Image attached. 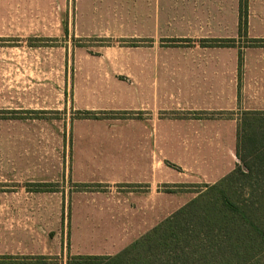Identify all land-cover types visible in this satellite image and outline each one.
<instances>
[{"label": "crops", "instance_id": "obj_1", "mask_svg": "<svg viewBox=\"0 0 264 264\" xmlns=\"http://www.w3.org/2000/svg\"><path fill=\"white\" fill-rule=\"evenodd\" d=\"M19 14L6 21L15 35L63 37V53L38 56L71 63L46 87L47 105L28 108L71 106L97 118H63L55 129L43 120L31 134L23 130L22 139L56 144L17 150L3 166L19 185L0 193V264L91 255L73 251L75 238L92 255H114L196 196L167 188L212 185L240 164L241 120L264 113V43L250 42L264 40V0H247L243 35L239 0H31ZM72 39L103 45L72 50ZM62 181L58 192L26 186ZM82 203L92 207L80 217ZM67 204L69 224L57 230L55 207Z\"/></svg>", "mask_w": 264, "mask_h": 264}, {"label": "trees", "instance_id": "obj_2", "mask_svg": "<svg viewBox=\"0 0 264 264\" xmlns=\"http://www.w3.org/2000/svg\"><path fill=\"white\" fill-rule=\"evenodd\" d=\"M246 17L247 0H239V35L245 34ZM207 42L224 46L233 40ZM246 114L236 148L240 164L232 172L201 185L194 198L118 253L72 255L66 264H264V113Z\"/></svg>", "mask_w": 264, "mask_h": 264}, {"label": "rangeland", "instance_id": "obj_3", "mask_svg": "<svg viewBox=\"0 0 264 264\" xmlns=\"http://www.w3.org/2000/svg\"><path fill=\"white\" fill-rule=\"evenodd\" d=\"M31 3V0H0V25L2 31L7 33L6 36H0V193L5 192V187L17 186L15 174H6V170L3 169L5 162L15 161V153L17 150H54L55 144L51 138L40 139L37 135L35 138L27 136L26 139H22L21 136L26 132L31 134V128L34 126L38 128L39 121L45 120L49 124L50 129L55 127L61 122L63 118H82L79 111L72 110L71 106L69 110H47L36 109L37 111H31L28 108L31 104H38L39 106L47 105L48 99L52 96L46 87L55 85V82L62 76V66L71 67V63L57 62L55 60H49L45 56H38V54L44 55L45 53H63L64 38H33V37H19L15 35L16 31H11L16 26L14 23L6 22L8 19L22 15V9H26L27 4ZM28 11V10H27ZM5 20V21H3ZM71 49L75 47H95L103 45L101 41H95L91 39L82 40H70ZM56 48V49H53ZM62 48L61 50H59ZM56 79V80H55ZM40 86V94H34L33 87ZM40 101V102H39ZM34 120V122L32 121ZM23 130L25 132H23ZM12 156V157H11ZM240 163V161H239ZM245 183V181H244ZM43 185V186H40ZM65 185V182H50L47 184H26V186L33 189L46 188L48 191H60L61 187ZM68 186L72 187V190L80 189V186L72 185L68 183ZM201 185H178L177 190L167 188L165 192H179L184 193L187 197L190 194H194L195 191L200 189ZM248 188L242 189V192H247ZM81 190V189H80ZM71 190L68 191V193ZM90 204L82 203L76 209L79 211L80 217L84 213H88L91 209ZM1 208V207H0ZM41 210H46L48 207H40ZM70 205L56 206V218L60 222L57 223V230L63 229L65 219L69 224ZM135 210L140 207H134ZM168 212H171L174 207H167ZM51 209V207H50ZM1 215V213H0ZM165 216L160 214V218ZM152 220L158 219V216L153 214ZM64 240V239H62ZM75 253L80 254H93L90 253L91 247L87 243H81L79 239H74ZM86 242V240H84ZM66 253L69 252V238H66ZM60 257L55 256L51 258L52 261L59 262Z\"/></svg>", "mask_w": 264, "mask_h": 264}]
</instances>
